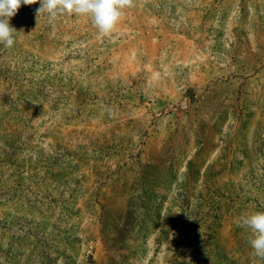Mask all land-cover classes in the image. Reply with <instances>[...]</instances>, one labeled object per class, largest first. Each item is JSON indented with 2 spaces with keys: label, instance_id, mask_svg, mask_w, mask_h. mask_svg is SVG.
I'll return each instance as SVG.
<instances>
[{
  "label": "rangeland",
  "instance_id": "rangeland-1",
  "mask_svg": "<svg viewBox=\"0 0 264 264\" xmlns=\"http://www.w3.org/2000/svg\"><path fill=\"white\" fill-rule=\"evenodd\" d=\"M11 18L0 45V264H264V0Z\"/></svg>",
  "mask_w": 264,
  "mask_h": 264
},
{
  "label": "clouds",
  "instance_id": "clouds-1",
  "mask_svg": "<svg viewBox=\"0 0 264 264\" xmlns=\"http://www.w3.org/2000/svg\"><path fill=\"white\" fill-rule=\"evenodd\" d=\"M36 3L40 5L37 19L46 16L54 26L64 15L87 16L101 37H110L124 16V9L134 6V0H0V45L8 49L14 46L17 30L11 26V18L22 5ZM235 223L247 231L252 256L264 260V211L242 214Z\"/></svg>",
  "mask_w": 264,
  "mask_h": 264
}]
</instances>
